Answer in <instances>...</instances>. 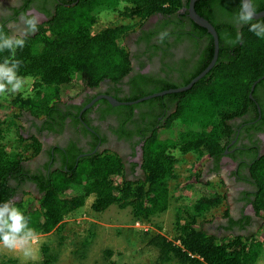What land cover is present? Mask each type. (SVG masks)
<instances>
[{
  "label": "trees",
  "instance_id": "obj_1",
  "mask_svg": "<svg viewBox=\"0 0 264 264\" xmlns=\"http://www.w3.org/2000/svg\"><path fill=\"white\" fill-rule=\"evenodd\" d=\"M209 2L211 9L205 13L203 6ZM118 3L124 4L120 16L136 19L137 23L109 27L92 35L90 31L97 16L102 11L114 10ZM239 4L240 0H199L195 4V12L214 27L218 37L217 62L203 79L186 92L122 107L125 110L140 107L156 110L163 102H177L175 112L145 140L143 180H122V164L118 159L106 154L94 155L80 160L72 176L57 177L41 186L39 198L25 193V199L16 201L17 188L27 173L24 165L41 148L35 137L24 138L18 129L17 147L0 144V202L12 200L29 218L30 227L37 234L47 235L67 216L81 209L90 197H93L91 210L95 214H101L111 206L130 208L135 220L151 223L154 217L169 209L171 198L179 200L183 195L191 194L192 182L177 186L171 195L169 182L176 178L177 164L172 153L175 150L181 155L192 153L218 163L233 133L229 122L245 115L253 106L251 98L255 97L257 85L254 91L251 88L264 76V40L257 39L248 30V25L235 28L230 24ZM254 6L256 13L264 11V0H254ZM182 7L183 0H80L75 6H60L37 34L25 38V47L17 49L15 59L21 62L18 74L34 78L36 91L32 98H14L9 109L0 104V143L7 130L16 128L20 117L49 120L61 114L62 106L78 93L96 88L104 81L120 84L132 72L126 45L130 31L160 15L165 19L161 21V30L169 27V33L175 35V18ZM218 12L222 18H217ZM258 21H264V18L253 20ZM191 29L193 39H208L207 46L201 62L184 79L181 87L202 73L214 54L213 39L207 31L194 24ZM179 33L183 34V31ZM225 33H231L233 37L239 33L241 42L235 47L227 46ZM8 55L7 51L0 54V61ZM138 78L140 84L133 87L128 99L118 102H133L180 87L173 82H146ZM70 90L76 91L74 96L68 95ZM250 175L256 184L253 209L264 220V155L254 160ZM194 183L204 193L192 206L189 220L175 224L173 240L155 233L148 235L147 245L157 251L158 259L163 263L257 264L264 255V230L259 236L224 239L206 232L203 225L211 221L214 211L225 205L226 194L222 192L221 184H204L197 179ZM223 213L224 217L228 216L227 209ZM110 257L111 253L106 251L105 264H116ZM48 259L44 264H50Z\"/></svg>",
  "mask_w": 264,
  "mask_h": 264
},
{
  "label": "flooded vegetation",
  "instance_id": "obj_2",
  "mask_svg": "<svg viewBox=\"0 0 264 264\" xmlns=\"http://www.w3.org/2000/svg\"><path fill=\"white\" fill-rule=\"evenodd\" d=\"M78 1L0 0V28L11 36H34L38 31L34 35H25L21 13L36 17L39 29L60 6H75ZM189 3L190 0H183V7L176 14L175 35L169 33V27L161 30V21L165 19L160 15L130 31L126 45L132 72L120 84L104 81L96 88L78 93L62 106L61 114L49 120L24 117L25 137H35L41 148L24 165L27 173L17 188L16 201L23 200L25 193L39 198L41 186L57 177L72 176L80 160L94 155L106 154L118 159L122 164V180L136 182L144 179L145 140L175 112L177 102H163L156 110L148 107L125 110L122 107L129 106H113L104 97L128 99L133 87L140 84L138 77L146 82H173L181 87L184 79L201 62L208 40L191 37V27L196 24L189 17ZM211 5L209 2L203 6L205 13L209 12ZM217 18H222L219 12ZM230 24L240 28L233 21ZM181 30L183 34L179 33ZM261 81L262 84H257L255 97L251 98L253 106L245 115L229 122L233 133L218 163L204 158V169L194 179L204 184H221L226 189L228 216L224 217L222 212L203 225L206 232L217 238L263 234L264 220L253 209L256 184L250 175L254 160L264 155V79ZM122 180L119 179V183Z\"/></svg>",
  "mask_w": 264,
  "mask_h": 264
},
{
  "label": "rangeland",
  "instance_id": "obj_3",
  "mask_svg": "<svg viewBox=\"0 0 264 264\" xmlns=\"http://www.w3.org/2000/svg\"><path fill=\"white\" fill-rule=\"evenodd\" d=\"M123 7L124 4L118 3L114 10L102 11L91 28V34H97L109 27L135 25L138 20L120 16L119 12ZM35 85L36 80L32 78L26 86V89L28 87L31 89L30 95L25 97L22 93H16L0 96V104L9 109L10 103L16 97L32 98L36 91ZM75 92L70 90L68 95L74 96ZM25 127L26 120L20 117L16 128L7 130L0 144L8 148L17 147L19 145L17 130L22 129V134L26 136ZM172 155L177 164L174 171L176 178L169 182L171 195L177 186L183 187L191 182L194 189L191 190V194L183 195L182 199L171 198L169 209L160 216L154 217L151 223L135 220L130 208L120 209L111 206L105 212L95 214L91 210L93 197H90L81 209L67 216L53 232L47 235L38 234V241L29 245L30 256L26 257L20 248L0 247V264H44L47 257L50 264H105L106 251L111 253L110 258L116 264H177L161 262L157 251L147 245V237L159 233L173 240L175 224L189 220L192 206L204 193L200 192V187L194 183V179L201 174L206 160L192 153L181 155L177 150ZM222 192L226 194V189L223 188ZM21 199H25V196ZM226 203L227 201L223 207L212 213V219L226 210ZM257 264H264V255L260 256Z\"/></svg>",
  "mask_w": 264,
  "mask_h": 264
},
{
  "label": "clouds",
  "instance_id": "obj_4",
  "mask_svg": "<svg viewBox=\"0 0 264 264\" xmlns=\"http://www.w3.org/2000/svg\"><path fill=\"white\" fill-rule=\"evenodd\" d=\"M256 15L254 0H240L238 9L232 14L233 22L236 25H248V30L259 39L264 40V21L253 22ZM20 19L25 25V35H34L38 31L39 20L21 13ZM225 44L235 47L241 42L239 33L232 36L225 33ZM24 36H11L0 28V54L7 51L9 55L0 61V96L15 95L22 93L25 97L31 94V89L26 86L32 80L31 76L18 74L20 61L15 59L17 49L25 47ZM38 241V234L33 227H30V220L24 213L15 206L12 200L0 202V247L7 249L20 248L26 257L31 255L30 244Z\"/></svg>",
  "mask_w": 264,
  "mask_h": 264
},
{
  "label": "water",
  "instance_id": "obj_5",
  "mask_svg": "<svg viewBox=\"0 0 264 264\" xmlns=\"http://www.w3.org/2000/svg\"><path fill=\"white\" fill-rule=\"evenodd\" d=\"M198 0H190L189 3V17L191 18V20L198 25L199 27L205 29L207 31V33L212 37L213 39V44H214V54H213V58L211 60V62L209 63V65L206 67V69L204 71H202V73H200L196 78H194L188 85H186L185 87H180L178 89H172V90H167V91H163L160 93H156L144 98H141L137 101H133V102H118L117 100L111 99L109 97H104L106 98L111 105L113 106H131V105H135V104H139L142 103L144 101H148L157 97H163L165 95H169V94H178V93H183L186 92L188 90H190L198 81H200L201 79H203L215 66L217 59H218V52H219V47H218V37L216 34V31L214 29V27L204 18L200 17L199 15L196 14L195 10H194V4L195 2H197ZM264 18V11L256 13V15L254 16L253 20H259ZM264 79V76L258 80L256 83H254V85L251 88V91L254 90L255 86Z\"/></svg>",
  "mask_w": 264,
  "mask_h": 264
}]
</instances>
